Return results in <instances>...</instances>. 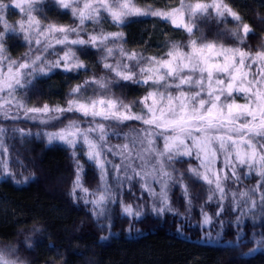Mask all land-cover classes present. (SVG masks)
<instances>
[{
  "label": "snow or ice",
  "instance_id": "obj_1",
  "mask_svg": "<svg viewBox=\"0 0 264 264\" xmlns=\"http://www.w3.org/2000/svg\"><path fill=\"white\" fill-rule=\"evenodd\" d=\"M44 3L46 0H0V118L12 121L38 120L45 125L52 119H61L65 113L79 114L85 118L87 128L81 127L78 119L68 117L67 125L57 131L45 130L43 135L50 144L60 141L73 149L74 157L77 156L78 144L83 143L86 147L87 159L93 161L100 170L103 182L98 199H84L85 204H92L94 215H102L105 204L109 200H116L115 194L106 183V165L110 164L121 184L123 179L132 181L139 177L146 181L148 177L152 178L151 184L142 183L141 188L154 199L159 196V203H154L152 207L153 214L157 216L175 212L170 206L169 189L176 183L174 165L185 158L199 162V167L190 164L188 171L192 176L203 180L209 186L214 185L215 191L209 189L207 200L217 203V217L225 210L227 182L230 179L239 182L242 175L255 172L260 177L258 184L264 185V151H261L264 149V91L260 90L264 83V45L254 55L242 47L245 38L252 32L249 24H243L240 30L243 36L239 31L231 33L241 46L227 47L215 42H199L192 38L185 47L173 44L166 53V58H145L136 52L127 53L122 43L123 31L106 33L103 29L100 32L93 29L90 33L86 32V22L95 25L110 18L111 23L120 28L128 17L151 15L165 21L170 20L173 27L183 28L189 37H194L193 19L197 15L210 14V10L217 17L223 18L227 14L240 22L241 17L223 0H211L210 3L197 0L194 4H186L181 0V6L170 11L142 9L136 7L133 0H54L61 10L70 11L78 24L75 27L48 24L46 28L42 27V18L38 15L44 10L41 7ZM9 9L18 10L20 18L16 25L9 24L6 19ZM186 14L189 17L188 22H185ZM33 32L45 38L51 37L44 47L46 53L48 49L59 45L63 48V54L48 53L57 55L55 61L47 60L41 55L32 60L25 59L22 63L11 60L6 55V40L9 36H22L30 45ZM35 43L40 45L41 40L36 39ZM89 45L105 53L101 56L103 68L113 73L119 81L149 86L146 95L138 101L143 106L141 111L134 112L131 104H122V101L109 97L104 92L94 91L93 96L88 97L83 90L90 85H96L104 91L109 89L113 81L104 76L93 77L83 85L74 87L69 93L71 98L68 99L66 107L52 108L48 104L43 107H27L20 97L26 94L37 75H48L56 68L64 72L84 68L83 61L77 56V49L69 46ZM117 51L129 63H124L123 60H117L115 64L109 63V58L114 57ZM133 61L134 64L131 63ZM5 63L6 71L3 67ZM254 67H257L256 72L252 71ZM238 94H243L245 103H237ZM252 96L259 103L254 104ZM12 108H16L17 113L13 114ZM50 113H59L61 116L50 117ZM128 121H138L145 126L142 129L143 135L137 133L133 140V147L140 145L139 158L145 161L142 171H138L131 164L132 152L129 151V144L125 143L122 150L107 144L109 136L120 135L110 129L120 125L127 126ZM15 131L21 137L31 135L30 131L23 128ZM4 132L5 129L0 127V147L3 146ZM124 138L127 140L126 135ZM161 140L162 149L159 147ZM125 152L127 155H124ZM106 153L120 157L121 164H113ZM221 154L224 156L223 167L218 168ZM122 165L125 169L131 167L132 174L127 171L121 174ZM149 167L151 170H147ZM245 167L248 169L246 173L241 171ZM81 171L82 167L78 164L72 189L74 198L77 189L83 191L86 197L88 195V190L81 183ZM229 172L231 176L228 175ZM220 173L224 175L221 176ZM185 179L187 177L181 173L179 186L191 204L187 186L183 183ZM156 184L159 185L158 190ZM232 196L235 211L240 212L243 199V207L253 216L257 210L264 213V193L261 194V203L257 205L252 200L251 206L248 205V199H244L249 193L240 192L241 199H237V193L233 191ZM121 207L123 213L129 217L138 219L142 214L122 202ZM201 211L203 224L209 225L210 216L203 212V208ZM237 223L239 224V219ZM0 264H8L3 256H0Z\"/></svg>",
  "mask_w": 264,
  "mask_h": 264
},
{
  "label": "trees",
  "instance_id": "obj_2",
  "mask_svg": "<svg viewBox=\"0 0 264 264\" xmlns=\"http://www.w3.org/2000/svg\"><path fill=\"white\" fill-rule=\"evenodd\" d=\"M136 7L151 10L170 11L181 6V0H133ZM186 4H194L197 0H184ZM211 2V0H201ZM240 17V22L225 14L217 17L210 10L208 15H197L193 19L194 37H189L183 29H177L169 21L155 16H131L125 24L118 28L106 18L101 24L87 23L86 32L95 29L100 32H124L123 47L127 53L136 52L147 58L163 57L173 44L185 47L194 38L199 42H215L227 47H237L239 42L231 35L239 31L243 36V24L251 26L252 32L245 38L242 47L252 52L261 50L264 45V0H223ZM43 11L42 27L48 24L75 27L78 21L70 11L64 12L54 3L46 0L41 5ZM106 15V14H105ZM19 14H6L9 24L16 25ZM188 15L185 22H188ZM19 31V29H17ZM59 35V34H57ZM85 38L86 35H85ZM40 44L31 52L55 61L57 55L63 54L59 45L44 51L45 44ZM77 49V56L85 67L72 72L53 69L48 75H37L21 99L27 107H66L71 97L69 93L77 85L93 77L113 81L107 91L90 85L83 91L88 97L95 92L131 104L134 112L139 113L142 105L138 101L146 95L149 86L137 85L131 81H119L113 73L103 68L101 56L105 53L86 47L69 46ZM6 55L11 60L22 62L29 53L30 46L22 36L10 35L6 40ZM117 60L126 59L117 51L108 62L115 64ZM131 63H135L134 61ZM83 98V97H81ZM50 117L61 116L50 113ZM68 117L78 119L80 124H87L79 114L65 113L61 119H52L49 124L39 121L20 119L18 121L1 120L3 134L2 155H5L7 171L0 181V256L8 264H264V226L254 230L243 227V237L237 238L236 230L228 224L217 225L230 216L229 210L221 217L214 216L215 205L207 200L209 186L203 181L187 173L191 160L176 163L174 177L176 183L169 191L170 206L175 212L164 216L144 214L138 219L122 215L118 203L111 208L109 216L94 215L92 204H85L101 190V174L93 161H89L86 150L78 145L77 156L73 149L62 144H47L43 135L45 130L57 131L69 123ZM108 123V122H106ZM113 132L108 141L120 143L121 135L140 127L135 121L126 122ZM23 128L31 135L21 137L17 131ZM39 133V135H37ZM82 167L81 183L88 190L87 197L80 189L72 194L77 167ZM181 173L187 179L191 204L179 186ZM132 194L124 193L126 204L141 202L144 198L138 186L134 185ZM203 212H207L215 222L210 229L202 228ZM217 223V224H216ZM222 229L219 242L206 241V234L215 235L216 229Z\"/></svg>",
  "mask_w": 264,
  "mask_h": 264
},
{
  "label": "rangeland",
  "instance_id": "obj_3",
  "mask_svg": "<svg viewBox=\"0 0 264 264\" xmlns=\"http://www.w3.org/2000/svg\"><path fill=\"white\" fill-rule=\"evenodd\" d=\"M11 13L12 14L13 13L18 14V10L9 9L6 14H11ZM169 22H170V20H169ZM114 27H116V26H114ZM177 29L181 30L183 28H177ZM32 37H33L32 38V42L29 45L30 46L29 53L27 54V56L25 55V59H28V60L35 59L33 56L31 57L30 55H31V52L34 51L39 46V45H37L35 43L36 39H40L41 40V44L42 43L44 44L46 41L51 39V37H47V38L42 37V36L38 35L36 32L32 33ZM24 60L22 62H24ZM3 67H4V71H6L7 64L5 63V65ZM252 71L256 72L257 71V67H254ZM257 78L259 79V77H257ZM260 90L264 91V83L261 84ZM254 91H256V89H254ZM251 99L254 101V104L255 103H259L258 101H256L255 96H252ZM236 100H237V103H240V104H243V103L246 102L245 99L243 98V94H238L236 96ZM11 112L13 114L17 113V109L16 108H12ZM1 120L10 121V120H5V119L0 118V121ZM135 122H138V121H135ZM140 125H141L140 127L136 128V129H132V130L122 134L121 135L122 141L120 143H111L107 139V144L111 145L113 148H116L117 150H122L123 149V145L125 143L129 144V151L132 152L131 164L138 171H142L145 168V161L141 160L139 158V156H138V153H140V151H141L140 145L136 144L135 147H133V140L136 137V134L140 133L141 136L143 135L142 129L145 126H143L142 124H140ZM0 127H1V123H0ZM81 127L87 128L88 127V123L85 124V126L83 124H81ZM125 135L127 136V140H125V138H124ZM45 139L47 141V138H45ZM55 143L65 145V144H63L60 141H54L51 144H55ZM47 144L50 145V143H48V141H47ZM78 145L83 146L85 148V150H87L86 147L83 145V143H80ZM65 146H67V145H65ZM159 147L161 149L163 147L162 140L159 141ZM2 150H3L2 147H0V181L3 180L5 175H6V171H5L6 163H5V160L2 159V158H5V155H2L3 154ZM261 151H264V149H261ZM106 155H107L108 159L113 162V164H121V158L120 157L112 156L111 153H106ZM124 155H127V153L125 152ZM234 155L235 154L233 153V159H234ZM223 158H224V156H223V154H221L220 158H219V163L217 165L218 168L223 167ZM146 159H151V158L150 157H146ZM257 159H258V157H257ZM183 160H187V159L185 158ZM190 160L192 161L191 166L199 167V162L197 160H195V159H190ZM152 162H154V160ZM125 163H127V161ZM189 166L187 167V173L192 176V174L188 171ZM106 168H107V171H108V179H107L106 183L111 188L112 192L115 194L116 200H115V202H112L111 200H109L105 204V206H104L105 210H104L102 216H104V217L109 216V214L111 212V208L114 206V204L118 203L120 208H121L122 215H124L125 217H128V218H135V217H129V216H127V215H125L123 213L122 207H121V202L124 205H131L132 208L135 211H140L142 213L140 217H143L144 214L157 216V215L153 214L152 207H153L154 203H157V204L159 203V196H157L154 199V198L149 196L148 192L143 191V189L141 188V184L142 183H145V182H147L149 184L152 183V178L151 177H148L146 181L145 180H140L139 177H137L136 179H134L132 181H128L127 179H123V176H122L123 183L121 184L116 179V175L117 174H116V171H115L114 167L110 164V165H106ZM174 168H175V166H174ZM147 170H151L150 167ZM169 170H171V168ZM200 170L202 171L203 169H200ZM124 171H127L128 174H132V168L131 167H128V168L125 169L124 166L122 165L121 174H123ZM241 171L246 173L248 171V169H247V167H245ZM100 174H101V172H100ZM220 175L223 176L224 173H220ZM228 175L231 176V173L229 172ZM192 177H194V176H192ZM194 178H196V177H194ZM196 179H198V178H196ZM259 180H260V177H258L255 174V172H252V174H250V175H242L241 176V180L239 182H236V181L231 180V179L227 182L228 195H227V200L225 202V210L222 213V215L225 212H228L227 210H229L230 216L227 217L226 219H224L223 221L219 222L218 224L217 223L216 224L219 225V226H221L223 224H228V225L232 226L233 228H235L236 236H237L238 239L243 237V234H244L243 227L246 228V227L249 226L251 228V230H250L251 231L250 232L251 237H253L254 234H255L254 230L255 229L258 230L259 227H263L264 226V213H261L259 210H257L255 216H253L251 213H249L246 210V208L243 207V199H241L239 197V193L240 192H247V193H249V196L244 198V199H248V205L251 206L252 200H255L256 204L259 205L261 203V194L264 193V185H259L258 184ZM201 181H203V180H201ZM134 185L138 186V188L141 191V193L143 194L144 198L139 203L133 202L132 204H126L123 201L122 195L124 193L132 194L133 193L132 188H133ZM155 187L157 188V190L159 189V185L158 184H156ZM209 188H211L213 191H215L214 185L209 186ZM102 189H103V182L101 180V190L98 193L93 194L89 200L94 199V198L98 199L100 194H101V192H102ZM170 189H171V187H170ZM170 189H169V191H170ZM233 191H235L237 193L236 198L237 199H241V205L242 206H241L240 212H237V211L234 210L235 203H234V199H233V196H232V192ZM218 199H219V197L217 196L216 200H218ZM210 203L215 205L214 216L217 217L216 216L217 203L216 202H210ZM221 216H219V217H221ZM219 217H217V218H219ZM135 219H137V218H135ZM238 219H239V224L237 223ZM213 222H215V221L213 219H211V223L209 225H204L203 221H202L201 226H202V228L210 229L211 225L213 224ZM222 229L223 228L216 229L215 235H212L210 233L206 234V241L207 242H211V243L219 242V240L221 238Z\"/></svg>",
  "mask_w": 264,
  "mask_h": 264
}]
</instances>
